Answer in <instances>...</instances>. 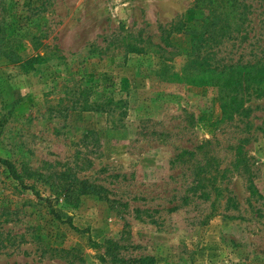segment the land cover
<instances>
[{"label": "rangeland", "instance_id": "1", "mask_svg": "<svg viewBox=\"0 0 264 264\" xmlns=\"http://www.w3.org/2000/svg\"><path fill=\"white\" fill-rule=\"evenodd\" d=\"M239 1L241 34L204 30L223 0H0V264H264V95L190 79L194 46L264 62Z\"/></svg>", "mask_w": 264, "mask_h": 264}, {"label": "trees", "instance_id": "2", "mask_svg": "<svg viewBox=\"0 0 264 264\" xmlns=\"http://www.w3.org/2000/svg\"><path fill=\"white\" fill-rule=\"evenodd\" d=\"M202 1L205 0H196V4L203 7L204 5ZM202 2V3H201ZM2 12L4 15L9 14L10 9L8 8L6 4L2 5ZM244 7V4L241 3L239 0H223V3L221 5V12L220 16H223V18L219 17L217 20L210 21L209 19L204 20L206 25L204 26V30H208L210 27H221L225 33L230 32V19L237 20L234 21V32H237V34H241L243 32V27L245 25V22L247 21V14L242 10ZM218 9H220V6H218ZM242 10V11H241ZM10 29L3 30V34L6 31V35H8L9 38L12 37V33L9 35ZM206 32V31H205ZM5 35V34H4ZM34 39H36L38 42H41V40L47 38V36H33ZM200 38V37H199ZM200 40V39H198ZM193 51H196V53L191 54V56L195 57L191 60V69H190V79L191 81H194L193 83L198 84H206V85H216L221 88V90L226 91H236L241 92L242 89L245 87L251 89L253 88L254 91L258 92L259 96L264 95V62H257L252 65H237L232 66L229 68H224L222 70L213 67L210 65L208 58L204 57L201 58V51L202 48H198L197 46L193 47ZM42 56L38 55L33 59V61H40ZM200 58L202 60H200ZM237 73V74H236ZM230 77H234L233 82H229ZM190 81V80H188ZM204 81V82H202ZM252 86V87H251ZM241 102V100H239ZM113 105H116L115 101L112 102ZM81 109L86 110V104H83L80 106ZM239 103L237 102V110H239ZM96 110H100L97 108ZM113 111V110H111ZM224 116L226 117V111ZM0 163L4 164V170L2 173H10L12 176H14L16 179H20L19 173L17 169L8 161L6 160H0ZM238 164V163H237ZM205 171L198 172V179L195 184V190H201L202 196L206 199H210L208 196L210 195V191L213 190L216 193V198L213 202V210H217V204H219L223 199H225V196L223 195V189L218 185V179L217 177H210L207 178V176H203L205 174ZM212 175V174H211ZM79 187L72 188L71 183L64 184L66 185L64 189L67 190V193L71 190L79 191L81 194H100L102 188L98 186H94L92 184H89L87 181H79ZM23 183V182H22ZM31 187H35V184H33ZM67 187V188H66ZM57 188H59L57 186ZM209 188L211 190H209ZM208 190V193L205 192ZM68 200V198H66ZM215 213L212 212V216H214ZM3 245V242H2Z\"/></svg>", "mask_w": 264, "mask_h": 264}]
</instances>
